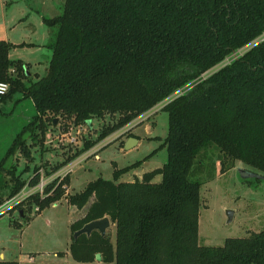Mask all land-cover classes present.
Wrapping results in <instances>:
<instances>
[{
  "label": "trees",
  "instance_id": "16d2710c",
  "mask_svg": "<svg viewBox=\"0 0 264 264\" xmlns=\"http://www.w3.org/2000/svg\"><path fill=\"white\" fill-rule=\"evenodd\" d=\"M47 21L58 25L48 71L30 84L24 81V61L9 56L13 43L0 38V79L10 83L0 100L20 89L37 110L0 160V204L39 181V165L27 179L6 162L18 150L33 159L32 145L44 143L50 126H57L55 118L67 130L71 124L91 128L95 118L111 117L96 139L51 169L261 35L264 0H65L62 14ZM163 108L169 122L162 166L120 180L140 164L137 160L115 168L112 178L98 176L67 194L71 204L86 207L71 224L72 256L85 262L100 254L115 264H264V230L228 237L220 246L199 244L205 180L193 177L210 147L218 149L223 171L242 161L264 176V39ZM69 180V174L60 182L54 178L45 187L51 194L41 198L35 192L10 210L19 207L24 218L34 204L40 211L64 195L62 185ZM105 216L116 227L114 243L99 230L74 237L86 223Z\"/></svg>",
  "mask_w": 264,
  "mask_h": 264
},
{
  "label": "rangeland",
  "instance_id": "374dc122",
  "mask_svg": "<svg viewBox=\"0 0 264 264\" xmlns=\"http://www.w3.org/2000/svg\"><path fill=\"white\" fill-rule=\"evenodd\" d=\"M64 4L65 0H0V38H7L13 43L9 50L11 58L20 57L30 63L28 70L32 74L24 77L26 84L48 71L53 51L51 45L56 39L58 25L49 23L47 19L62 14ZM4 23H7L6 28ZM162 101L67 160L64 164L77 160L79 163L69 173V182L62 185L65 193L58 201L40 211L37 210L39 205L34 204L26 218L21 217L19 207L3 213L0 216V257L3 255L4 259L19 260L24 264H31L28 263L30 256L35 257L34 264H115L97 257L92 261H77L71 252L55 255L58 251H68L70 238L72 242L71 223L86 209L71 204L67 194L83 189L89 180L98 176L112 178L115 168L137 160H141L140 164L121 174L120 180L141 178L143 172L162 166L168 156L165 138L169 122L168 111L163 108ZM36 113L32 99L24 96L20 89L15 90L6 101H0V160ZM110 119V116L95 118L91 128L86 124H71L64 130L57 118L56 128L50 126L44 143L32 145L33 159L18 150L10 155L6 165L15 164L17 173L21 172L27 179L39 165L42 167L40 174L51 177L64 166L51 169L54 165L83 147L87 140L96 139ZM129 136L137 137L139 142L126 148ZM71 137L76 139L70 140ZM27 139L28 142L32 140L29 136ZM218 154V149L213 147L203 151L200 157L204 162L193 173V177L205 180L201 188L199 215L201 245L220 246L228 237H247L252 232L264 230V176L242 161L223 171ZM161 178L160 173L155 176L157 181ZM29 187L26 184L23 192ZM51 193L44 191L40 196L44 198ZM27 201L24 202L25 207H28ZM228 209L233 210L232 220H229ZM106 233L114 243L116 227L112 222Z\"/></svg>",
  "mask_w": 264,
  "mask_h": 264
},
{
  "label": "built area",
  "instance_id": "2783aa9c",
  "mask_svg": "<svg viewBox=\"0 0 264 264\" xmlns=\"http://www.w3.org/2000/svg\"><path fill=\"white\" fill-rule=\"evenodd\" d=\"M264 39V32L259 35L257 38H255L253 41H251L249 44L247 45H254L256 43H258L259 41L263 40ZM245 45V46H247ZM241 47L235 51H233L231 54H229L228 56H226V58L221 61L219 64L213 66L212 68H209L207 69L206 71L202 72L198 77H196L195 79H193L192 81L188 82L187 84L179 87L176 91H174L172 94H170L169 96H167L166 98L164 99H167L165 101H162L163 104L165 105L166 103H168L170 100H172L173 98H175L176 96L186 92L187 90H189L191 87H193V85L195 83H197L198 81H200L201 79H204L206 78L208 75H210L211 73H213L215 70H217L219 67L223 66L224 64L230 62L231 60H233V57H238L239 55H241L246 49H248L249 47ZM230 57V59H229ZM10 88V83L6 80H1L0 79V95H3L5 93H7V91L9 90ZM163 99V100H164ZM159 103V102H158ZM156 105V104H155ZM155 105L153 107H151L150 109L144 111L143 113H146L147 111L151 110L152 108L155 107ZM163 105V106H164ZM141 113V114H143ZM139 116V115H138ZM135 119V118H134ZM132 121V120H131ZM130 121V122H131ZM76 137H71L70 140H75ZM96 150V149H95ZM94 151V150H92ZM98 155V154H97ZM79 162L78 160L75 161V162H69L68 164H64V166L62 168H60L58 170V172L55 174V175H51V177H44V175L40 174V179L37 183L35 184H29L27 183V185H29V189L25 192H23V188L16 194L14 195L13 197L7 199L6 201H4L3 203L0 204V216L3 215V213L5 212H9V210L14 207L16 204H18L19 202L25 200L30 194L32 193H35V192H40L41 195L44 194V191H45V187L47 186V184L53 180L54 178L56 177H59V182L60 180L64 179V177L69 174L72 169L74 168L75 165H77ZM40 172L42 170V167L39 169ZM26 194V195H24ZM39 208V206H37V209Z\"/></svg>",
  "mask_w": 264,
  "mask_h": 264
},
{
  "label": "water",
  "instance_id": "95a60500",
  "mask_svg": "<svg viewBox=\"0 0 264 264\" xmlns=\"http://www.w3.org/2000/svg\"><path fill=\"white\" fill-rule=\"evenodd\" d=\"M57 121V118H55V122ZM138 142V138L135 136H129L128 139L126 140L125 143V147L126 148H131L133 145H135V143ZM245 173H247V170H243ZM228 213V217L229 220H232L233 218V210L232 209H228L227 211ZM110 219L108 216H105L101 219H97V220H92L88 223H86L81 229L77 230L74 233V237L77 238L78 236H80L83 233L86 234H91L94 230H99L103 235L106 234V230L107 228L110 226ZM97 258H100V254L96 255Z\"/></svg>",
  "mask_w": 264,
  "mask_h": 264
},
{
  "label": "crops",
  "instance_id": "0c3cea01",
  "mask_svg": "<svg viewBox=\"0 0 264 264\" xmlns=\"http://www.w3.org/2000/svg\"><path fill=\"white\" fill-rule=\"evenodd\" d=\"M4 28H6V26H7V23H6V25H5V23H4ZM5 39H7V38H5ZM7 40H9V39H7ZM10 41V40H9ZM53 52V51H52ZM20 58V57H19ZM22 59V58H21ZM24 61V60H23ZM24 64H25V69L26 70H28L29 69V65H30V63L28 62V61H24ZM26 74H27V76L29 75V74H32V72H30L29 70H28V73L26 72ZM39 73H36V75H38ZM0 101H6V100H0ZM33 101V100H32ZM25 116H27V115H25ZM138 142H139V140H138ZM99 156H100V154H99ZM58 201V200H57ZM81 209H84V207L83 208H81ZM79 218V217H78ZM78 218H76V219H78ZM75 219V220H76ZM74 220V221H75ZM73 221V222H74ZM72 224V223H71ZM70 244H71V238H70V242H69V249H68V251L66 250V251H58V252H56L55 253V255H68L69 253H70ZM1 259L0 260H7V259H4L3 258V255H1V257H0ZM99 259H101V258H99ZM17 261H19V260H17ZM36 262V260H35V257L34 256H30L29 257V261H28V263H31V264H34ZM19 263L20 264H24V263H21L20 261H19Z\"/></svg>",
  "mask_w": 264,
  "mask_h": 264
}]
</instances>
